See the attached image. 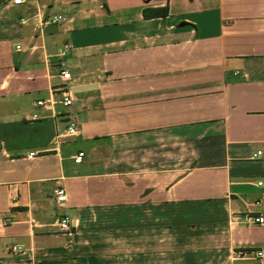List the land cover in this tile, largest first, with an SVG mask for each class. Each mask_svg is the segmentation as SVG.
Here are the masks:
<instances>
[{"label": "crops", "instance_id": "obj_1", "mask_svg": "<svg viewBox=\"0 0 264 264\" xmlns=\"http://www.w3.org/2000/svg\"><path fill=\"white\" fill-rule=\"evenodd\" d=\"M252 248L264 0H0V264H252Z\"/></svg>", "mask_w": 264, "mask_h": 264}, {"label": "built area", "instance_id": "obj_2", "mask_svg": "<svg viewBox=\"0 0 264 264\" xmlns=\"http://www.w3.org/2000/svg\"><path fill=\"white\" fill-rule=\"evenodd\" d=\"M27 0H12V3L14 5H20V4H23L25 3ZM61 20V17L60 16H55L53 17L52 21L53 22H58ZM60 77L63 79V80H70L71 78V75L69 72L67 71H64L62 70L60 72ZM72 102V99L71 97L68 95V94H64L63 95V98L61 100V103L64 105V106H68L70 105ZM46 102L44 101H39L38 104L39 105H45ZM50 104H52V102H50ZM76 128H75V125L74 123H71L67 129V134L72 136L75 134V131ZM31 157L33 155H30ZM83 156V153H79L77 156L74 157V161L76 163L80 162L81 158ZM53 196H54V199L56 201L57 204H62L64 203L66 200H67V196H66V191L63 189V188H56L54 191H53ZM258 222L262 223L263 222V218H258L257 220ZM60 229L62 231H67L69 229V225H70V222L69 220L65 217L63 218L59 223H58ZM21 251V248L19 247H12L11 248V252H19ZM241 255H246V256H251V259H253V263L252 264H262V261L264 260V250L263 249H255V248H252V249H247V250H244V251H241L240 252Z\"/></svg>", "mask_w": 264, "mask_h": 264}, {"label": "trees", "instance_id": "obj_3", "mask_svg": "<svg viewBox=\"0 0 264 264\" xmlns=\"http://www.w3.org/2000/svg\"><path fill=\"white\" fill-rule=\"evenodd\" d=\"M168 15V9L166 7L158 9H146L144 10L143 16L145 18H155V17H166Z\"/></svg>", "mask_w": 264, "mask_h": 264}]
</instances>
